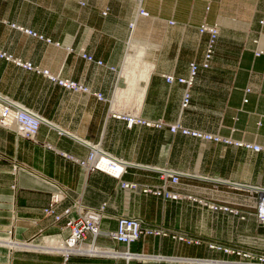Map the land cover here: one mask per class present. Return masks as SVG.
<instances>
[{"label":"crops","instance_id":"1","mask_svg":"<svg viewBox=\"0 0 264 264\" xmlns=\"http://www.w3.org/2000/svg\"><path fill=\"white\" fill-rule=\"evenodd\" d=\"M2 21L30 28L59 46L28 37ZM202 25L218 32L206 68L202 63L209 37L199 33ZM0 51L88 90H68L41 73L0 59V96L40 120L33 139L0 126V264H62V254L71 256L65 264H75L83 256L126 259V254L115 256L118 252L112 249L159 255L163 264H241L240 257L213 250L208 247L212 243L202 241L210 216L205 209L195 213L199 223L192 232L200 242L193 246L166 237L130 245L99 237L95 244L110 249L78 244L74 253H67L66 242L56 238L53 246L58 248L45 250L38 245L23 250L29 245L4 239L13 228L19 241L42 232L64 240L69 218L63 213L79 206L104 205L102 232L114 231L123 217L154 225L153 217L174 214L168 206H175L181 217L182 202L160 203L138 190L121 188L122 183L158 186L159 173L166 171L162 169L193 173L180 174L199 185L264 187V152L171 134L166 126L128 127L125 119V107L133 106L129 115L133 119L179 123L264 148V0H0ZM190 64L198 65V71L189 90L165 81L167 76L187 79ZM186 92L189 101L183 107ZM185 143H193L195 149L186 150ZM175 144L183 145L177 161ZM91 153L123 164L121 178L83 166ZM183 153H193V172H188L189 165H181ZM54 194H59V201L53 215H45ZM54 216L61 220L54 223ZM179 226L168 232H190ZM228 228L220 232L251 231ZM223 245L243 249L234 242ZM15 247L19 249L10 253L9 248Z\"/></svg>","mask_w":264,"mask_h":264},{"label":"rangeland","instance_id":"2","mask_svg":"<svg viewBox=\"0 0 264 264\" xmlns=\"http://www.w3.org/2000/svg\"><path fill=\"white\" fill-rule=\"evenodd\" d=\"M104 14V13H103ZM2 23L8 25L11 29H14L18 32H21L25 35H27L28 37L37 39L39 41H43L47 44H53L55 46H59V43L56 42H52L50 39L45 38L42 34H39L38 32L30 29V28H25L21 25H17L15 23H8L6 21H2ZM209 46V43H208ZM208 46L206 48L205 54H204V60H205V55L206 52H208ZM1 55H7L10 57V59H5V58H0L6 61H12L13 63L15 62V64L17 66H19L20 68H22V66H20L19 64L16 63V61L21 62V64H29L31 65V67L33 68L32 70H26L28 72H34L37 73V66L33 65L31 62L29 61H22L19 58H15L13 57V55L7 53V52H3L0 51ZM87 56V54L84 53L83 57ZM203 60V61H204ZM100 62V61H98ZM102 63L100 62L101 65ZM23 69V68H22ZM25 70V69H24ZM42 71H48V70H42ZM49 74V73H48ZM52 74V73H51ZM49 74V76H54ZM57 76V75H56ZM59 79L61 80H66V81H70L68 79L62 78L60 75ZM48 77V76H46ZM169 77V76H167ZM165 77V81L166 78ZM171 77V76H170ZM49 78V77H48ZM51 78V77H50ZM174 78V77H173ZM176 79H180V78H175ZM73 82V81H72ZM76 83V82H75ZM79 85V84H78ZM81 86V85H79ZM192 86V85H191ZM83 87V86H81ZM189 90V89H188ZM188 93V92H186ZM247 100L244 99L243 102H246ZM133 110L134 107L133 106H127L125 107V119H126V124L128 127H133L134 125H140L146 128H156V129H160L161 127H168L169 131L171 134H182L180 130H176V132L172 131V127L175 125H179L180 127H182V125H180L179 123H174V124H170L168 125L167 123L163 122V121H156V122H151V121H147L144 119H138L135 118L136 123H133L132 125L130 124L129 120H131L132 117H130V114H133ZM184 128V127H182ZM211 134V133H209ZM183 135V134H182ZM211 135H216V134H211ZM187 137H191L188 135H185ZM194 138V137H192ZM222 138V137H221ZM199 139V138H196ZM223 140L219 141V142H212L224 147H234L237 149H244L247 151H252L254 153H259V152H264V148L261 147V151H253V150H249L246 149L243 146H238L237 143H241L242 142H237V141H233L229 138H222ZM202 140V139H200ZM204 141V140H203ZM229 143H226V142ZM211 142V141H208ZM243 144H248V143H243ZM184 145H186V150L189 151H193L195 149V145L193 143H185ZM255 145V144H252ZM183 145L180 144H175L174 145V154L173 157L174 159L177 161L178 160V154L177 151L179 150V147H181ZM193 153L186 155L185 153L182 154L181 157V165L183 166H187L189 165L191 168L188 169V172H193V157H192ZM1 159V157H0ZM224 169V167H223ZM162 170H167V169H162ZM173 171V170H170ZM183 175L184 174H193V173H185L184 171L180 172ZM159 177L162 180L161 183L158 186H150V185H137L136 183H134L137 187L136 188H128L129 190L132 191H140L141 194L145 195V196H151L155 199H159L160 203L161 201L166 202V204L170 201L173 203H178V202H182L184 203L183 207H180L183 210V215L181 217L177 216L176 213V209L175 206H168V209L173 212L174 214L166 216L165 219H162L161 217H149V219H151L154 223V225H147L145 223V221L143 219L140 218H129V219H135L138 220V222L140 223L141 227L144 228V234L143 236L138 240L140 241L142 239L145 240V238H149V237H153L154 238H168L171 239L172 241H177L180 243H183L185 245H189V246H193V245H198L197 243H199V239H197L196 237L199 236L197 234H194L192 232L194 226L196 223H199V220H197L198 218L195 217V213H197L198 210L200 209H205V211L209 212V217H207L205 219V224L207 225V230L208 232L203 234V239L202 241H206L212 244H209L208 247H210L213 250H227L223 245L224 242H234L236 244V246L242 247L243 249H236V250H232V249H228L229 251L235 252V253H239L241 254V256H237V254H232V253H225L228 255H234L236 257H240L241 259L239 260V263L241 264H258L257 261L255 259H258L259 257H263L264 258V220L261 218L260 216V212L262 210V206H263V201H264V195H262L260 192L257 191H252L247 189L248 187L253 189H262L264 190V187H260V186H254V185H244L245 187H247L246 189H242V188H234V187H230V186H226V185H222V184H215V183H206V184H202L199 185L198 183L195 182V180L193 179H187V178H183V177H178V183L174 184L172 178H168L167 181L169 182H164V178L162 176L161 173H159ZM112 177V176H111ZM256 179H251V181H254ZM131 184V183H128ZM121 188H126L123 187L121 185ZM166 191V192H164ZM104 206V205H102ZM161 205H159V209H160ZM92 209V208H91ZM105 209V207H104ZM102 213H100V222H101V218H102ZM77 209L75 210V207H71V210L69 212L68 215H64V217L69 218L66 226L68 227L69 230V235L66 239L64 240H60L59 238H57L56 236L50 235V233H38L37 235H34L33 237H29V238H25L24 241H19L16 239V236L13 232V228L9 229L8 232V236L7 239H4L7 242H11V243H23V244H27L29 246H25L23 247V250H30L33 246L38 245L39 247H42L43 250L46 249H51V248H58V247H54L53 244L55 241V238L58 239L59 241H63V243H67L68 240L72 237V231L70 229V225H68L71 221H76L78 219V216L80 215L79 213H77ZM45 215H49L46 214L44 212ZM221 215H227L229 218L228 219H224L222 220ZM123 218H127V217H123ZM249 218V219H248ZM120 219V218H119ZM118 219V220H119ZM61 220V218H60ZM59 220V221H60ZM117 220V221H118ZM59 221H55V219L53 218V222L57 223ZM100 222L97 225V230H98V234L97 236L93 235L92 233H86L83 234L81 236H79L77 238V242L79 245L83 244L86 247H96L101 251H106L107 249H110V247L107 246H99L96 243V239H99V237H103L106 238L108 240L113 241L111 238L106 236V233L111 234L112 230L107 231V232H102L100 230ZM217 222V225H216ZM180 225V226H179ZM181 227L182 229L188 230L190 232L186 233H169V229L173 228V227ZM230 227L228 229H233V231H241L244 228H249V230H251L249 233L247 231H244L243 233H222L220 232L222 227ZM117 228V225H116ZM169 228V229H168ZM210 229L213 230V233H209ZM147 231V232H145ZM146 233V234H145ZM91 239V242L86 243V240ZM149 240V239H148ZM41 242L42 244H36V242ZM118 243V242H117ZM77 244V245H78ZM31 245V246H30ZM76 248V247H75ZM16 249H19L17 247L15 248H9L10 253H15V251H17ZM106 249V250H105ZM118 250V249H117ZM116 249H112L113 253H115V256H121V254H128L126 253V251H117ZM219 250V251H220ZM19 251V250H18ZM47 251V250H46ZM73 252L75 250H67V253L69 252ZM71 252V253H72ZM86 252V251H85ZM122 256H125V255ZM153 256V255H151ZM159 256V255H158ZM63 262L62 264H65V262L68 263V259L71 258V256H69V258L65 259L63 254ZM124 258V257H123ZM121 258L120 261L118 262H113L115 260L113 259H108V258H99V257H94V256H83V257H79L77 258L78 261L75 262V264H125V259ZM125 258H127L125 256ZM253 258V259H251ZM65 259V260H64ZM73 264V263H70Z\"/></svg>","mask_w":264,"mask_h":264},{"label":"built area","instance_id":"3","mask_svg":"<svg viewBox=\"0 0 264 264\" xmlns=\"http://www.w3.org/2000/svg\"><path fill=\"white\" fill-rule=\"evenodd\" d=\"M141 14L147 15L144 12H140ZM199 32H207L209 36V46H208V52H206L205 55V60L202 63V67L206 68L209 65V62L211 60V54H212V47L215 42V35H216V29L211 26L207 25H202L199 27ZM88 57L89 56H84ZM0 58H5V59H10L9 56L1 55ZM19 62V61H18ZM16 62L20 66H22L23 69L25 70H32L33 68L29 64H21V62ZM100 64V62L98 63ZM198 71V65L196 64H190V77L189 79H176V82L179 84H183L186 86L187 90L191 87L192 81H193V76L196 75ZM37 73H41L44 76H48L49 79L53 82H56L58 85H60L63 88H66L71 91H83L86 88H83L79 86L77 83L72 82V81H66V80H61L59 79V76H49L48 71H38ZM51 77V78H50ZM59 80V81H58ZM175 81L173 77H167L166 82L167 83H172ZM85 92V91H84ZM98 96L100 99L101 96L99 94H95V96ZM189 101V94L186 93L184 95L183 99V107L187 105ZM133 118H131L132 120ZM131 120H129L130 124L132 125L136 120L134 119V122L132 123ZM39 121L35 120V117L32 115V113L28 112L24 107L18 105V104H12L8 102L4 98H0V126L5 127L7 129L13 130L16 133L21 134L23 137L33 139L38 131L39 128ZM176 130H180L183 135H188L194 138H199L204 141H211V142H219L223 140L221 137L217 135H211L209 133H202L200 131H195V130H189L186 128H182L179 125H175L172 127V131L176 132ZM226 143H229L228 141ZM238 146H243L246 149L253 150V151H261V147L259 145H252V144H239L237 143ZM104 162L106 166L114 167L117 163L114 161L111 157L109 156H101L98 155L96 156L95 153H91L86 161V163H81L83 166H86V164H89L92 166V169H99L105 173L106 169L99 168V163ZM108 174V173H107ZM164 178V182H169L167 181L168 178H172L173 183L176 184L178 183L177 178L174 176H169V175H164L162 174ZM114 177V176H113ZM116 178V176L114 177ZM123 187L126 188H136L137 186L135 184H121ZM258 190V189H257ZM166 192V191H164ZM264 197V196H263ZM264 199V198H263ZM59 201V194H54L50 198V205L48 208L44 210L46 214L53 215V210L52 208L56 203ZM77 209V213L80 215L78 216V219L76 221H71L68 225H70V229L72 231V237L68 240L69 242L72 243L74 240L75 244L77 245V238L83 234L86 233H92L93 235L96 234L95 236L99 235L98 230H97V225L99 222H94L93 218L90 217V214H95L97 213L100 216V213H102V210L104 209V206L99 207L98 209H90L86 208L83 209L80 206L75 207V210ZM71 208H68L64 211L63 215H68L70 212ZM55 221H59L61 216H54L53 217ZM147 232V231H145ZM144 234V228L141 227L140 223L138 220L135 219H129V218H120L117 221V228L114 232L111 234L106 233V236L111 238L113 241L118 242V243H123V244H131L134 242H137ZM146 234V233H145ZM220 250V249H219ZM225 253H232V254H237V256H241L239 253H235L232 251L224 250ZM125 259V264H163L165 259L160 256H151V255H145V254H137V253H128L126 255ZM253 259V258H251ZM258 264H264V258L259 257L258 259H255ZM245 264V263H244ZM251 264V263H248Z\"/></svg>","mask_w":264,"mask_h":264},{"label":"bare ground","instance_id":"4","mask_svg":"<svg viewBox=\"0 0 264 264\" xmlns=\"http://www.w3.org/2000/svg\"><path fill=\"white\" fill-rule=\"evenodd\" d=\"M141 14V13H140ZM142 16H147V15H144V14H141ZM215 28V27H214ZM199 33H201V32H199ZM201 34H207L208 35V33L207 32H203V33H201ZM217 35H218V32H217V30H216V35H215V37L217 38ZM209 37V36H208ZM85 59H87L88 61H92V59L91 58H88V57H84ZM13 61V60H12ZM16 62H18V61H16ZM19 63V62H18ZM38 69V68H37ZM38 71H40V69H38ZM196 75H197V73H195ZM196 75H194L192 78L193 79H195V76ZM189 77H190V71H189V75H188V77H187V79H189ZM59 81V80H58ZM174 82V81H173ZM172 82V83H173ZM171 84V83H170ZM84 88V87H83ZM88 92V90L87 89H85V90H83V91H81V92ZM101 96V95H100ZM96 98H98V96L96 95L95 96ZM0 98H4V97H1L0 96ZM101 98H102V96H101ZM100 98V99H101ZM4 99H6L8 102H10V103H12V104H14L15 105V103H13L12 101H10L9 99H7V98H4ZM99 99V98H98ZM186 107V106H185ZM34 117H35V120H38L39 121V124H40V120L38 119V117H36L34 114H32ZM131 122L133 123L134 122V119H132L131 120ZM134 123H136V122H134ZM115 161V160H114ZM116 165L114 166V167H110V166H106L105 164H104V162H100L99 163V168H102V169H106V172L108 173V175H110V176H116V179H120L121 178V176H122V174H123V172H124V165L123 164H120L119 162H117L116 161ZM164 173V175H169V176H174V177H181V174L180 173H176V172H173V171H162L161 172V174H163ZM123 184V183H122ZM125 184H128V183H125ZM124 189H128V188H124ZM257 189H255V191H256ZM262 189H258L257 191H261ZM264 202V201H263ZM260 216H261V218L264 220V203H263V206H262V210H261V212H260ZM90 217L91 218H93V220H94V222H99V220H100V216L97 214V213H93V214H90ZM94 235H96V234H94ZM135 243V242H134ZM123 244V243H122ZM132 244V243H131ZM66 245H67V248L70 250V249H74L75 247H77V245L75 244V242H74V240L72 241V243L71 242H67L66 243ZM125 245H130V244H125ZM66 258L65 259H67V257H68V254L65 256Z\"/></svg>","mask_w":264,"mask_h":264},{"label":"water","instance_id":"5","mask_svg":"<svg viewBox=\"0 0 264 264\" xmlns=\"http://www.w3.org/2000/svg\"><path fill=\"white\" fill-rule=\"evenodd\" d=\"M256 191H257V190H256ZM257 192H260L262 195H264V190L257 191Z\"/></svg>","mask_w":264,"mask_h":264}]
</instances>
